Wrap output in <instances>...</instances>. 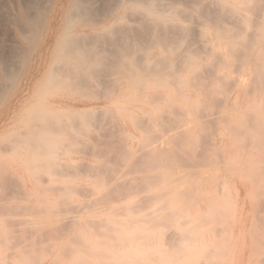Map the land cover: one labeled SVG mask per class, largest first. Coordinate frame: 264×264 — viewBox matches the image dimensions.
Instances as JSON below:
<instances>
[{
  "label": "bare ground",
  "instance_id": "obj_1",
  "mask_svg": "<svg viewBox=\"0 0 264 264\" xmlns=\"http://www.w3.org/2000/svg\"><path fill=\"white\" fill-rule=\"evenodd\" d=\"M7 1L8 0H6V2L3 1V3L0 1V27L5 26L11 30L12 35L10 36H12L11 37L12 41L11 42L9 41L10 44L3 49L4 51L0 50V127L1 126L7 127V125H9L10 122L14 121V119H17L16 122L18 125L15 126L14 123L13 124L14 127L13 129L11 128L12 130L10 134L7 133L6 135L7 137L2 139V141L0 142V180H3L5 178L3 177L2 179V176L5 174L4 171H7L6 167L3 168L5 164V160L7 161V159H10L12 162L13 161L19 162L23 166V168L27 172H29V176L32 175L33 178L39 183L43 182L48 184L47 188H45L46 187L45 186L44 188L35 189L37 190V194L40 195L52 194L54 196H57L55 201L59 200L58 203L60 204L61 208L62 207L66 208L65 211L68 209V211H66L68 212V215H71L69 213L72 210L74 212H78L74 209L78 208V210L80 211L79 209L80 207L84 208L83 207L84 204L82 206V202L84 200H82L83 196H81L83 187H80L78 193V191L75 192V190H77L76 187L74 189V186L73 187L69 186L65 182L69 177L75 178L76 175L77 174L79 175L80 172L79 167H77L76 161L72 158L73 157L72 155L77 154L78 151L74 147L75 144L76 145L79 144L76 134L80 132L85 133L82 128V123H84V125L87 124L88 126L89 125H92V127L94 126L96 130L101 131L99 132L101 134L99 137L95 136L94 138L92 137V135L91 136L89 135L90 133L87 134V136L86 134H84V137L90 136L89 138L90 140H93V144L91 143L92 145L89 146L90 144L86 143L87 146L86 145L83 146L85 148L87 147L88 150L92 151L93 158H95L98 165L86 166L83 164L84 165L83 168L81 167L80 169H82V171L84 170L85 172L83 171L81 173H83L84 175L86 173L87 176L94 178L97 185L102 184L104 179L107 180L109 184L107 183L104 186L106 187V185L107 186L110 184L112 185L110 186L114 188L113 190L111 189L112 195L116 196V197L113 196L114 197L113 198L110 193L113 199L121 198V197H117V195H119V193L121 194V192L122 194L126 195V197L128 196L129 198H134L135 196H137L138 200H140L138 196L144 194V197L142 198L141 201V203L143 204L139 205L137 203V205H139L140 207L134 206L136 204V201L135 203L133 202L134 208H132V206H129L128 208L127 206L128 204H124L123 202V204L126 206L122 208L125 209L126 207L128 209L127 212L128 214H124L123 218L119 217L121 216L119 212L120 211L119 209H121V207L116 203L118 202V200H116V202L115 200H113L114 202L110 200L105 202V204L107 205L105 206L102 205L104 208L105 207L106 208L105 210L102 209V211L99 212L102 213L108 212L106 215L104 214L107 218L105 221L107 224L113 227L112 231H114V233L116 234V235L115 234L112 235L114 236V238L109 237L111 238L110 240L111 242L107 241L108 239L103 241L101 232H103L105 229L103 231L101 230L99 235L102 240L98 241V245L96 246V249H91L90 245L92 244H90V242L88 243L89 248H88V244L87 247L84 246L85 243L82 244L83 240L79 239V236L81 238L80 235L81 232H80L79 234H76L79 235L77 237H73L71 235H70V237H72L71 239L68 237L71 241L70 243L68 241L69 246L67 245L66 247L61 248V255L62 254L65 255V257H67L66 255H68L67 258H69L70 255H73L75 253L76 246L83 245L84 250L82 249L83 247H80V250L84 251V254L86 255L91 254L94 255L95 258L101 257L102 259H104L103 257L105 258L110 257L105 255L106 254L105 250L106 248H109L110 245H114V247L117 245H122L123 241H124L123 244H125L126 243L125 241L127 239L128 242L130 243L133 240L134 242L136 241L137 244H139L138 246L143 244L144 239L145 242L147 243V238L149 237V233L151 232L150 228L153 227L152 226L153 219L154 222H156L155 220L157 217L155 215L159 211H161V208L160 209L158 208L157 210L158 207L157 203L159 201L163 199V203H164V198H166V196L168 197L171 196L176 198L175 199L176 201L185 202L186 200H189L195 195L194 194L195 191L197 192L196 189L197 187L195 185L194 178H198V180L200 179L201 183H207V182L212 183L214 181L212 180V178L207 177V175L205 177H202L204 176L203 174H206L207 172L201 171V173H199L200 172L199 170L205 164V162L214 164L213 162L215 161V156L212 157L209 153L211 149L214 150L218 149L217 148L218 145L217 144L216 146L214 145L216 142L215 143L211 142V139L214 137L215 133L216 136L219 137H225V136L227 137V136H234L240 134V136L245 137L244 138L245 140L246 138L249 139V137H247L248 133L244 134L246 136L243 135V133L245 132H250L251 134L258 133L259 135L261 134V136L262 135L264 136L263 134L264 133V0H10L11 3H9V1L7 3ZM21 73L23 74V76L19 84L20 88L18 86L19 89L17 90L15 88V85L17 80L20 78V77L18 78V76ZM41 75H42L41 79L36 82L37 84L36 95H34V98L36 97L37 100L34 104L31 103L32 102L31 99L33 98V96L28 97L27 100L25 99L26 98L25 96L26 94H28L27 93L29 90L28 86H30L31 83L36 78L38 77L40 78ZM188 88L190 89L193 88V90L195 91L194 96H191V94L190 95L185 94L184 90ZM56 89H62L63 91L62 95L64 96L62 100L55 102L57 103V106H54L55 104L52 105L46 102L47 101L46 96L50 95ZM126 91L132 92L135 95L137 93L142 94L141 96L138 97L137 101L141 102L143 105H145V107H148V109H151L148 111L144 108H141L140 110L144 113V116H137L135 113L133 114L128 110L135 117L133 121L136 129L139 130V132L138 131L137 132L141 133L140 135H142V137L141 136L140 137L143 139L139 138V140L141 139V141L142 140L146 141V143H141L139 146L137 145L139 149L141 148L140 149L141 152L139 150L137 152L135 151L137 154H139L138 152H140L139 155L135 154L134 151H131L129 149L131 147L130 144H128L129 139H126L127 143H122L121 141H119V139L122 140V138L117 139L119 135L120 136L123 135L122 131L119 130L121 134L119 132V135L115 136L116 133L112 134L111 131L113 130L111 129L110 131L109 127L104 125L105 121L108 120L109 123L107 122L108 124L106 123V125L109 126L116 125L118 122V120L114 116H112L113 110L107 107L108 102L106 101L112 99L111 101L113 103L116 102V104L121 105V103L116 100L119 97H122ZM98 92L99 93L101 92V95L99 94L100 96H98ZM71 96L77 98H87V99L90 98L92 100L103 101L105 106L100 111V113L98 109H96L99 113L97 115L102 114L101 117H103V114H105L106 116L108 115V117L111 115L112 118L109 117L108 120L104 121V124L103 122L100 123L99 121L102 120H99L100 118H98V116L96 117L95 115L97 111H95L93 107L88 108V103L80 100L79 103L70 104L69 102L65 101L66 99L72 100ZM238 99H242V101L248 107L242 110L236 108V110H234L233 112L231 110V108L233 109V107H230V105L235 103V101H237ZM178 101H181V103L179 102L181 108L179 107L177 108L175 106V104ZM202 101L208 102L209 107L212 106L213 108H216V110L215 109L213 110L212 107H211L212 110L211 108L209 109L206 103L204 104L205 106L201 105L204 106L205 108L201 107L202 110L200 111L199 108H197L198 107L197 105H199V103ZM24 102L26 104L28 103V105L29 104L32 105V107H30L26 112L24 111L25 114L22 113L23 111L18 110V107H20ZM22 107L24 106L22 105ZM155 107H159L160 109V111L158 112L159 114H156L157 111L155 110H154L155 112L152 111V109ZM23 109L24 108H22V110ZM212 111H215V113H213ZM261 115H263L262 116L263 118L259 120ZM94 116L98 118L97 119L98 121L96 120L97 122H99L98 125L95 124L97 122H94L95 121ZM194 116H196L195 121L197 122L198 126L200 125L202 131V135L199 134L200 138L201 136L203 137L202 144L199 145L200 147L194 143V140L192 141L194 135L191 129L193 127L191 128L190 126H188L189 128H187L185 125L186 124L185 121H187L188 123L189 120H190V124L192 122L194 123V121H192V119L195 118ZM188 117H192V119L189 118L187 120L186 118ZM237 118L238 120H236ZM8 119L10 120V122L7 124ZM183 119L186 120L183 121ZM232 121H234L235 123L231 124ZM182 124L183 126L185 125V128L181 126ZM155 128H158L159 131L164 130L161 132V135L163 132H167L165 133L166 135L158 136L160 134L159 132L158 134H156V131H158V129L155 130ZM260 137L258 136L257 139L254 138L255 140L250 139L249 140L251 141L249 142L250 144L246 142L248 145L247 144L245 145H247V147L252 146V147H257L259 149L263 148L264 140H260L261 139ZM115 139H117L120 143L118 144V141L115 142L116 141ZM234 140L236 139L234 138ZM123 141L125 142V139ZM82 143L85 144V142ZM197 143L200 142L198 141ZM232 146H236V145H232ZM84 147L83 149L86 150ZM89 147L91 148L89 149ZM82 150L79 151L82 152ZM24 153L26 156L23 155ZM216 153H218V151ZM135 155H137V157H135ZM234 159L233 161H235ZM236 159H237L235 161L236 164L234 165L236 167H233L231 164H229L230 161H228L227 159L226 160L225 158L223 159V162H221V164L224 163L222 165L226 166V167H222L224 168L223 171L225 174L231 171H241L245 175L248 181L254 179L253 181L256 182L257 178H259L262 180L263 183L264 163L263 164L260 163V161H262L261 158L256 159L254 158V156H249L248 154L247 156L245 155L244 157H241L239 159L237 156ZM233 161L231 160V163ZM167 162L170 164L171 168L170 167L166 168L169 166ZM111 163L112 165L114 163L115 166L114 165L111 166ZM116 163L124 164V166H117ZM201 164L203 165L201 166ZM259 164H262V166L261 165L259 166ZM181 166L182 168L183 166L185 167L189 166L188 169L183 168L185 170L187 169L188 172L194 171L191 172L192 175H189V178L193 177V179L191 178L187 179L186 177L187 175L185 174L186 172H184L185 170H183ZM190 166L192 167L194 166V168L192 167L190 168ZM204 168H206V166H204ZM42 173L48 174L50 178L48 180L45 178L42 180L43 178V175L41 178ZM74 173H76L75 176ZM130 173L136 175L135 176L132 175L134 178L126 180V176ZM6 175H9V173ZM196 175H198V177H194ZM54 177H59L61 182L59 183L57 181H54L53 180ZM243 179L244 178H242V180ZM1 182L2 184H4L6 181L5 182L0 181V185ZM212 184H213L212 192L199 193L200 192L199 191L197 192V194L205 195L207 197L210 196L214 200H217L220 197H225L228 195L230 196L231 190L228 188V181L225 182L224 180L221 181L216 178V180ZM4 185L1 187H4ZM16 185L18 184L15 183V186ZM18 186L20 187L21 184L19 183ZM18 186L16 188L17 191L19 189ZM160 186L161 189L167 187L168 190L166 189L167 190V191L165 190L166 192L159 190L158 188ZM9 187L10 186H8V188ZM21 188L22 187H20V189ZM85 189H86L85 191H87V188ZM108 189L110 188L108 187ZM11 191L12 190H10V193H12ZM13 191L15 192V189ZM85 191H83V193H85ZM101 191H104V188L101 189ZM258 191L259 193L252 194L254 196L253 197L250 196L249 198L251 199L254 198L255 200L253 199V202L255 201L257 204L258 203L260 204V202L256 201L257 199L256 197L258 195L260 196V191L262 192V189L260 190L258 189ZM19 192L21 191L19 190ZM23 192L24 190L21 193ZM74 193L75 195L76 194L80 195L79 198L80 201L79 200L78 201L79 203H81L80 204L81 206L77 203L79 207H77L76 205L75 207L77 208L72 209L71 207H74L73 205L75 204L71 205L72 203L71 200H70L71 203L67 201L65 202L64 200L66 199H64V197L66 196L69 197L70 194H74ZM101 193L105 195V197L109 196L106 195L107 194L106 192H105L106 194H104V192ZM25 194H23L24 197ZM37 196L35 195V197ZM84 196L87 197L86 193ZM85 197L83 198L86 200L91 198L89 197L87 199ZM105 197L102 198L105 199ZM124 197L122 196L121 200ZM41 198H40L41 200L40 202L42 205L39 204L40 202L37 200L38 206L36 207L40 209L39 208L40 205L41 208L42 206L50 208L49 203ZM7 199H8L7 203L12 202L9 201L10 200L9 198ZM86 200L84 201L85 203H87ZM92 200L90 201L91 204H92ZM107 200H109V197ZM121 200H119V202ZM31 201L32 200L29 199V202ZM176 201L175 204L178 203V202L176 203ZM32 202L35 203L34 201ZM129 202H131V199L129 200ZM129 202L127 201L126 203ZM33 203H31V208ZM99 203L100 201H97L94 204L99 205ZM103 203L101 202V204ZM178 204L176 206H179ZM2 205L3 206H0V211L7 212L9 211L10 208H12V206L9 204L8 205L2 204ZM164 205H166V203H164ZM22 206H24V204ZM24 207L21 208L24 209ZM87 207L89 210H91L90 208H93L92 206L91 207L87 206ZM174 207L175 205L173 206V208ZM15 208H19L20 210L19 206L17 207L15 206ZM57 208H58V204H57ZM70 208L71 211L69 212ZM82 208L80 212L84 211ZM99 208L97 206L96 209ZM116 208L117 209L119 208L118 211H116V214H118L117 212H119V215L117 216L114 213ZM213 208L215 209L214 211H216L217 208L220 209L218 205H213ZM88 209L86 208L85 211L89 212ZM219 209L218 211L221 212ZM52 210H49L52 212L50 213L52 214L51 218H55L53 215H55L56 213L54 214L53 212L59 210H55V208H54L55 211ZM60 210L63 211L62 209ZM164 210H166L165 207ZM40 211L39 214H43L42 212L40 213ZM61 211L57 213H60V215L61 213L64 214V211L63 212ZM218 211L217 213L221 214ZM74 212H72V214H74ZM17 213L19 214V212ZM24 213L26 214V212ZM85 213H82V215L84 216L85 214L86 217L81 216L84 219L87 218V216L88 217L91 216L88 215L89 213L87 212ZM96 213L94 214L93 212L92 214L96 215ZM9 214L10 212H8V215ZM27 215L28 213L26 214V216ZM64 215L67 216V213ZM64 215H61V217L63 216L65 218ZM26 216L24 215L23 217ZM50 216L48 217L46 215V217L45 216L44 217L48 219L50 218ZM73 216L75 218L77 217L76 215ZM214 216L216 218L217 215ZM7 217H5V219L4 218L2 219L6 221L8 219ZM70 217L72 218V215ZM92 217L94 216L92 215L91 218ZM162 217L165 218L166 217L165 214ZM94 218L96 219V221H98L97 217ZM167 218H165L164 220H166ZM59 219L61 218L59 217ZM76 219L78 220V218ZM77 220L75 221V223L79 222V220L78 222ZM33 221L34 220H32V223ZM53 221L55 222L56 220L53 219ZM61 221L59 222V224L61 223ZM71 221L73 222V224L71 223L70 224L72 226L75 225L73 220H69V222ZM91 221L88 220V222L91 223L90 225L92 226L93 220ZM103 221L104 220L102 219V223H104ZM186 221L188 220H185V222ZM67 222H65V224ZM88 222L85 224L82 222L81 223L90 228ZM185 222L183 221L182 224H184ZM15 223L13 222V224ZM35 223L37 224V222H34V224L32 225L35 226ZM45 223L46 222L43 223L44 226ZM78 224H80V222ZM259 224H261L262 226L261 231L263 232L262 234L264 235V224L263 225L262 223ZM52 225H54L53 222ZM84 225H82L81 227H83ZM94 225L92 227H95ZM98 225H96V227ZM105 225L106 224H104V226ZM159 225L162 226L161 223ZM26 226L27 225L21 227L25 229ZM41 226L43 225H40L39 227ZM44 226L41 228L42 229L44 228V230H46V227ZM125 226H129L132 231L131 230L127 231L125 229ZM13 227L15 226L13 225ZM53 227L54 226H52L51 228L53 229ZM68 227L71 226H69L68 224ZM96 227L94 228L95 230ZM26 228H29V226ZM32 229H34V227ZM56 229H58V227ZM67 229L69 228L66 227L65 229L67 231L66 235L69 232ZM84 229H86L85 231L88 230L86 227ZM59 230L62 233H64L63 232L64 227L62 229L63 231L60 228ZM69 230L71 231V228ZM74 230H72V232ZM95 230L93 233L91 232V234L96 233ZM19 231L21 232L23 231V229ZM47 231H48V227H47ZM52 231L53 230L50 229V232ZM148 231L150 232L148 233ZM42 232L43 230L39 231V233ZM45 232L43 233L45 234ZM156 232L159 233L161 231L158 230ZM53 233L54 231L52 232V235ZM106 234L110 236V234L112 233L109 234L107 230ZM152 234L153 233H150L151 236ZM37 235L35 236L37 237ZM62 235L59 236V238L62 237ZM97 235L98 234H96V236ZM175 236L177 237V235H174L173 237L174 241H178L175 240L176 238ZM56 237L57 236H54L55 240H59V238L57 237L58 238L57 239ZM11 238L13 239V237ZM39 238L36 239H38L39 241L43 240V239L40 240ZM49 239L47 238L48 242ZM45 240L46 239H44L43 241ZM171 241L172 240H170L169 242L171 243ZM48 242L43 244L46 246ZM95 242L97 241L94 240V243ZM260 242H263V240L259 239V240H255L254 242L255 247L253 246V248L254 250H256L254 252H256L257 259L254 263L251 264H264V243H262V246H260ZM29 243L33 244L32 241ZM52 243L53 242H51V244ZM157 243L156 246L158 245ZM174 243L176 242H173V244ZM12 244L14 245V243ZM11 245H7V246H11ZM26 245L27 243H25V246ZM147 246L149 247V245ZM36 247H38L37 249H39L40 246L37 245ZM44 248L45 247H43V250ZM127 248L125 251H127ZM186 249H190V248L187 247ZM210 249L213 248L210 247ZM29 250L30 249H28L27 251L29 252ZM128 250L129 253L133 252L130 251V248H128ZM176 250L177 252H179L178 249ZM216 250L217 249L215 248V251ZM125 251L124 253L121 254L127 256L126 255L127 252ZM154 251L153 253L155 255L156 251L155 252ZM140 252H138L139 255ZM171 252L172 253L170 257L172 256V258L175 255H178L175 254L177 253L176 251L171 250ZM48 253L50 254L49 251ZM134 253L135 251L133 252L132 256L135 257ZM189 253L190 256L191 251ZM203 253L204 252L202 251V255ZM25 254H29V253L24 252V255ZM31 254L29 255H31L32 258L34 253L31 252ZM81 254L82 253H80V255ZM146 254L149 257V259L148 260L146 259V261H149L150 257L152 259L153 255H151V253L149 254L148 252ZM9 255L11 256L12 254ZM9 255L7 254V257ZM80 255L79 258L76 259L78 261L76 264L91 263L90 261L92 260V258H90L91 260L90 259L87 260V258H84L85 255L82 254L84 257ZM116 255H118V253ZM124 255H121L123 256L121 260L124 259L123 262L121 261L122 264L124 263V261L130 262V260H128L130 256L129 258H125ZM193 255L196 256V254ZM156 256L157 254L155 255V257ZM23 257L20 258L19 256L18 260L20 259L22 262ZM118 257H120V254L118 255ZM157 257L155 258V260L158 259ZM199 258H201V255ZM33 259L36 260L38 258L33 257ZM116 260L117 259L115 258V261ZM119 260L120 258L118 259V261ZM54 262L55 263L53 264H56L57 261H55L54 259ZM94 262L96 261L94 260ZM98 262L99 261H97V263ZM208 262L209 264L213 263V262L211 263L210 261ZM32 263L34 264L33 261Z\"/></svg>",
  "mask_w": 264,
  "mask_h": 264
},
{
  "label": "rangeland",
  "instance_id": "obj_2",
  "mask_svg": "<svg viewBox=\"0 0 264 264\" xmlns=\"http://www.w3.org/2000/svg\"><path fill=\"white\" fill-rule=\"evenodd\" d=\"M2 3H3V1L4 2H6V0H0ZM9 1V3H11L10 2V0H8ZM8 1H7V3H8ZM3 27V28H2ZM6 28V29H5ZM3 29V30H2ZM10 32V33H9ZM10 35H12V32H11V30L8 28V27H5V26H1L0 27V50L1 51H4L3 49L6 47V46H8L9 44H10V42L12 41V36H10ZM10 41V42H9ZM7 43V44H6ZM2 48V49H1ZM23 73V72H22ZM20 74L19 76H18V80H17V82H16V85H15V88L18 90L19 88H20V86H19V84H20V81L22 80V76H23V74ZM41 77H42V75L40 76V78L38 77V78H36L32 83H31V85L30 86H28L29 87V90H28V94H26V100L28 99V97H31V96H33V100L31 99V103H34L35 104V102H36V97L34 98V95H36V86H37V84H36V82L37 81H39L40 79H41ZM34 83H35V85H34ZM18 86H19V88H18ZM35 87V88H34ZM32 88V89H31ZM61 90V91H60ZM33 91V92H32ZM190 91V92H189ZM29 92H31V93H29ZM184 92H185V94L186 95H190L191 94V96H194L195 94V91L193 90V88H188V89H185L184 90ZM32 94V95H31ZM63 94V91H62V89H56L55 91H53L50 95H48V96H46V102H48V103H50V104H52V105H54V106H57V103H55V102H58L59 100H62V98H63V96L64 95H62ZM101 95V92L99 93L98 92V96H100ZM132 94H133V96H132ZM193 94V95H192ZM28 95V96H27ZM62 95V96H61ZM128 95V96H127ZM138 95V96H137ZM142 94H140V93H137L136 95L134 94V93H132V92H129V91H126L125 93H124V95L122 96V97H119L116 101H118V102H120L121 103V105L120 104H116V102H112L111 100H108V101H106V102H108V105H107V107L108 108H110L111 110H113V114H112V116H114L117 120H118V122H117V124L116 125H111V126H109V125H106V123L109 121L108 119H109V117H111L112 118V116L110 115L109 117H108V115L106 116L105 114H103V117H101L102 116V114L101 115H97V114H99L100 113V111L103 109V107L105 106L104 105V102L103 101H100V100H92V99H90V98H77V97H72V100L71 99H66L65 101H67V102H69L70 104H75V103H79L80 102V100H82V101H84V102H86V103H88V108H91V107H93V109L95 110V111H97L96 109H98V111H99V113H98V111L96 112V117L98 116V118H100L99 120H102V121H99L100 123H102L103 122V124H104V121L105 120H108V121H105V126H107V127H109V129H110V131H111V129L113 130V131H111L112 132V134H114V133H116L115 134V136H118L119 135V132L120 131H122L123 132V135H119L118 137H117V139L118 138H122V140L121 139H119V141H121L122 143H127V141H126V139H129L128 140V144H130V150L131 151H140V149H139V147H137V145L139 146L141 143H146V141H144V140H142L141 141V139H143V138H141L142 137V135H140L141 133H138L139 132V130H137L136 129V127H135V125H134V121H133V119H135V117H134V113L137 115V116H144V113L140 110L141 108H144V109H146V110H151V109H148V107H145V105H143L141 102H139V101H137V99H138V97L139 96H141ZM132 98V99H131ZM131 99V100H130ZM56 100V101H55ZM135 100H136V102H135ZM240 100V101H239ZM53 101V102H52ZM239 101V102H238ZM45 102V101H44ZM94 102V103H93ZM130 102V103H129ZM135 102V103H134ZM179 102L181 103V101H178L176 104H175V106L178 108H181V105L179 104ZM237 102V103H236ZM102 103H103V106H102ZM207 103V105H208V108L210 109L211 107H209V104H208V102H206V101H202V102H200L199 103V105H197L198 107L197 108H199V110L201 111L202 110V108L201 107H204L205 105L204 104H206ZM101 104V105H100ZM22 105L24 106V107H22ZM20 107H18V110L19 111H23L22 113L23 114H25V112L30 108V107H32V105L31 104H29L28 105V103L26 104L25 102L22 104ZM28 105V106H27ZM90 105V106H89ZM100 105V106H99ZM130 105H132V106H130ZM136 105V106H135ZM201 105H204V106H201ZM206 105V106H207ZM232 105V106H231ZM230 105V107H233V109L231 108V110L234 112V110H236V108L237 109H240V110H242V109H244V108H247L248 106L242 101V99H238L237 101H235V103H233V104H231ZM237 105V106H236ZM26 106V107H25ZM113 106V107H112ZM140 106V107H139ZM234 106H236V107H234ZM112 107V108H111ZM130 107V108H129ZM136 109H135V108ZM215 107V106H214ZM239 107V108H238ZM22 108H24L23 110H22ZM134 108V109H133ZM205 108V107H204ZM203 108V109H204ZM213 108V107H212ZM212 108H211V110H212ZM100 109V110H99ZM134 111H133V110ZM139 109V110H138ZM216 110V108H213V110ZM130 112H132V113H130ZM132 110V111H131ZM157 111L156 112V114H159L158 112L160 111V109H159V107H155V108H153L152 109V111ZM25 111V112H24ZM154 111V112H155ZM213 113H215V111H212ZM19 113V112H18ZM102 113V112H101ZM130 113V114H129ZM142 114V115H141ZM106 117H108V118H106ZM131 115H133V116H131ZM263 115H261L260 116V119L259 120H261L263 117H262ZM95 116H94V122H97L98 120V118H96ZM193 117V116H192ZM192 117H188V118H186L187 120L190 118V119H192ZM195 118H193L192 119V121H194V123L192 122L191 124H190V120H189V122L187 123V121H185L186 119H183V121H185V125H186V127L187 128H189L188 126H190L191 128V131L193 132V139H192V141L194 140V143L195 144H197L198 146L199 145H201L202 144V141H203V137L201 136V138L199 137L200 135L199 134H201L202 135V131H201V127H200V125L198 126V124H197V122L195 121L196 120V116H194ZM102 118V119H101ZM106 118V119H105ZM16 120L17 119H14V121H12V122H10V120L8 119L7 120V124L10 122V124L9 125H7V127L5 126V127H0L1 128V133H0V142L2 141V139H4L5 137H7L6 135H7V133L8 134H10V132H11V130L13 129V124L15 123V126L16 125H18L17 124V122H16ZM97 120V121H96ZM236 120H238V118L236 119ZM235 121V120H234ZM234 121H232L231 122V124H233V123H235ZM99 122H97V123H95L96 125H98L99 124ZM109 123V122H108ZM107 123V124H108ZM112 124V123H111ZM194 124V125H193ZM230 124V125H231ZM86 125L87 124H85L84 125V123H82V128H83V130H84V132L85 133H77L76 135H77V138H78V143L79 144H75V149H77L78 151H77V154H74V155H72L73 157V159L76 161V163H77V167H79V170H80V172H79V170H78V172H79V175L77 176L76 175V177L74 178H71V177H69L68 179H67V181L65 182L66 184H68L69 186H74V189H75V187L77 188V190H75V192L76 191H78V193H79V190H80V187H83L82 189H83V191H85L86 189L85 188H87V191H85V193H86V195H87V197H85L84 195H85V193H83V191H82V194H81V196H83V197H85V198H89V197H91V198H89L88 200H86V199H84L83 197H82V200H86V202L87 203H85L84 201L82 202V206H83V204H84V208H82V207H80L79 209H80V211H81V208L84 210V211H82V212H80L79 210H78V208L77 207H79V205L81 204V203H79V201H80V195L79 194H76L75 195V193L74 194H70L69 195V197H71V198H69V197H64V199H66V200H64L65 202L67 201V202H70L71 203V201H72V203H71V205H73V204H75V205H73L74 207H71L72 209H74V208H77V209H74V210H76V211H78V212H74L73 210L71 211V208L69 209V214H71L72 215V218L70 217L71 215H68V212H66V211H68V209L65 211V207H62L61 208V206H60V204L58 203V201H55L56 200V198H57V196H54V195H52V194H48V195H40V194H37V190H35V189H38V188H44L45 186V188H47L48 187V184L47 183H43V182H41V183H39V182H37L34 178H33V176L32 175H30L29 176V172H27L24 168H23V166L19 163V162H15V161H11L10 159H7V161L5 160V164H4V166H3V168H5L6 167V169H7V171H4V175L2 176V179H3V177H5L3 180H0V181H6L4 184H2V182H1V185H0V191H2V192H0L1 194V196H0V206H3L2 204H4V205H11L12 206V208H10L9 209V211H0V237H1V240H2V242H1V240H0V256H1V258H0V264L2 263V264H4V263H6V264H9V263H12V264H33L32 263V261L34 262V264L35 263H37V264H53V263H55L54 262V259H55V261H57L56 262V264L58 263V264H69V261H70V264H76L78 261L76 260V259H78L79 258V255H80V253H82L83 255H85V257L81 254L80 256H83L84 258H87V260H89L90 258H92V260L90 261L91 263L90 264H93V262H94V260L96 261V262H94V264H96L97 263V261H99L98 263H100V261H101V263L102 264H105L106 262V264H122V262H123V260H121V258L123 257V256H121V255H124V254H121V253H124V251L126 250V248L128 247V248H130V251H135V253H134V255H135V257L134 256H132L133 255V252H128L129 250H128V248H127V251H125V252H127V256H125V258H129V256H130V258L128 259V260H130V262H128V261H124V263L123 264H150L151 263V261H152V263L151 264H186L187 262V264H209V262L208 261H210L211 263L213 262L214 264H219V263H221V264H251V263H254L255 261H256V259H257V256H256V252H254V251H256V250H254V248H253V246H254V242H255V240H263V242H260V246H262V243H264V235L262 234L263 232L261 231V228H262V226H261V224H259V223H262V225L264 224V199H263V196H264V180H263V183H262V180L261 179H259V178H257V180H256V182H254L253 180H251V181H253V182H251L250 180L248 181L247 179H246V177H245V175L241 172V171H231V172H229V173H227V174H225L224 173V168H222V167H226V166H223L222 164H224V163H222L221 164V162H223V159L225 158V160L227 159L228 161H230V163L229 164H231L233 167H236V166H234L236 163H235V161L237 160L236 159V157L238 156V159L239 158H241V157H244L245 155L247 156L248 154H249V156H254V158H256V159H260L261 158V160L263 161L264 160V147L263 148H261V149H259V148H257V147H250V146H248L247 147V143H249V142H251V141H249L250 139L251 140H255V139H257L258 138V136L260 137L261 136V134L259 135L258 133V136H257V134H251L250 132H245V133H243V135L244 134H247V137H249V139L248 138H246V140L244 139L245 137H243V136H240V134L239 135H234V136H225V137H219V136H216V133L214 134V137L211 139V142L212 143H215L214 145L216 146V144L218 145V149H211L210 150V155L213 157V156H215V161H216V164H215V161L213 162L214 164H212V163H209V162H205V164L203 165V164H201V169H200V167H199V173H201V171L203 172V171H206L207 173L206 174H203L204 176H202V177H205L206 175H207V177H210V178H212V180H216V178L218 179V180H221V181H225V182H227L228 181V188L231 190V194H230V196L228 195V196H225V197H220V198H218L217 200H214L212 197H210V196H205V195H199V194H197V192H199V193H207V192H212L213 190V184L212 183H214V181L212 182V183H209V182H207V183H201L200 182V179L198 180V178H194V180H195V185H196V189H197V192L195 191V197L193 196L192 198H190L189 200H186L185 202H179V201H176L175 199L176 198H174V197H171V196H166V198H164V203H166V205H164V203H163V199L161 200V201H159V202H161V203H157L158 205V207H157V210H158V208L160 209L161 208V211L163 212H161V211H159L155 216L157 217L156 218V222H154V219H153V227L152 228H150V231H148V233L150 232V233H153L152 234V236L150 235V233H149V237L147 238V243L145 242V239H144V242L146 243H144L143 242V244L142 245H140V246H138L139 244H137V242L135 241L134 242V240L132 241L133 242V244H132V242L130 243V242H128V239L125 241L126 243L125 244H123L124 243V241L122 242V245H117V246H115L114 247V245H110V247L109 248H106V256H110V257H103L104 259H102L101 257H96L95 258V256L94 255H89V254H84V251H82V250H80V247H83V245H81V246H76L75 247V249H76V251H75V253L73 254V255H70V257L69 258H67L68 257V255H66L67 257H65V255H61V248L62 247H66L67 245L69 246V244H68V241H69V243H70V239L72 238V237H70V235L71 236H73V237H77V236H79V235H76V234H79L80 232V235H81V238H80V236H79V239L81 240H83V243L82 244H84V246H86L87 247V244L90 242V244H92V245H90L91 247V249H96V246L98 245V241H100V240H102L101 239V237H100V232H101V230L103 231L104 229V231L103 232H101V236H102V238H103V241L104 240H107V241H110L111 240V238H114V236H112L113 234H115L114 233V231H112L113 230V227L112 226H110L109 224H107L106 223V214L108 213V212H99V211H102V209L103 210H105V208L103 207V206H105V205H107V204H105V202H107V201H110V200H115V202H116V200H118V202H116L120 207H121V209H119L120 211V215L121 216H119L120 218L122 217H124V214H128L127 212H128V209L125 207V209H123L122 207H124V206H126V205H124V204H128L127 206H128V208H129V206H132V208H134L133 207V202L135 203V201H136V204L134 205V206H138V207H140L139 205H142L143 203H141V201H142V198L144 197V194H142V195H140V194H138V195H140V196H138L139 198H140V200H138V198H137V196H135L134 198H129L128 196L126 197V195H124V194H122V192H121V194L119 193V195H117V197H121L122 198V196L124 197L122 200H121V198H115V199H113L114 197H116V196H114V195H112V191H111V189L113 190L114 188H112V187H110V186H112L111 184L110 185H106V187L104 186L105 184H109V182H107V180H103V182H102V184H100V185H97L96 184V182H95V180H94V178H92V177H89V176H87L86 175V173H85V175L83 174V173H81V172H83L82 171V169H80L81 167L83 168V166L84 165H86V166H96V165H98L97 164V162H96V160H95V158H93V155H92V151H90V150H88V148L86 147H84L85 145L87 146V144L86 143H88V144H90L89 146H91L92 144H93V140H90V136L92 135V137L94 138L95 136H97V137H99L100 136V134L101 133H99V132H101V131H98V130H96V128L94 127H92V125H87V127H86ZM185 125L183 126V124L181 125V126H183L184 128H185ZM121 126V127H120ZM195 126V127H194ZM198 127V128H197ZM3 128H4V130H3ZM12 128V129H11ZM117 128V129H116ZM122 128V129H121ZM158 128H155V130H157ZM2 130H3V133H2ZM120 130V131H119ZM138 131V132H137ZM162 131H164V130H161V131H159V129H158V131H156V134H158V132H159V134L160 135H158V136H164V135H166L165 133H167V132H163L162 133V135H161V132ZM263 132V131H262ZM261 132V133H262ZM90 133V134H89ZM103 133V132H102ZM2 134V135H1ZM83 134V135H82ZM84 134H86V136H87V134H89L90 136H88V137H84ZM120 134H121V132H120ZM218 134H221V133H218ZM264 134V133H263ZM129 135V136H128ZM255 135V136H254ZM128 136V137H127ZM138 136V137H137ZM141 136V137H140ZM216 136V137H215ZM244 136H246V135H244ZM212 137V136H211ZM241 137H243V138H241ZM89 138V139H88ZM139 138H141L140 140H139ZM195 138V139H194ZM199 140H198V139ZM214 138H216V139H214ZM221 138V139H220ZM229 138V139H228ZM234 138L236 139V140H234ZM255 138V139H254ZM261 139L260 140H264V136L262 135L261 137H260ZM117 139H115L116 141L115 142H117L118 140ZM125 139V142L123 141ZM197 139V140H196ZM219 139V140H218ZM242 139V140H241ZM245 141H244V140ZM80 140V141H79ZM83 140V141H82ZM138 140V141H137ZM223 140V141H222ZM227 140V141H226ZM232 140V141H231ZM234 140V141H233ZM248 140V141H247ZM85 142V144H83L82 142ZM118 141V144L120 143ZM140 141V142H139ZM200 142V143H197V142ZM242 141V142H241ZM227 142V143H226ZM229 142V143H228ZM247 142V143H246ZM92 143V144H91ZM225 143V144H224ZM223 144H224V146H223ZM245 144H247V145H245ZM250 144V143H249ZM84 145V146H83ZM125 145V144H124ZM132 145H133V147H132ZM222 145V146H221ZM230 145V146H229ZM232 145H236V146H232ZM81 146H83L86 150H84L83 149V147H81ZM221 146V147H220ZM200 147V146H199ZM80 148V149H79ZM91 147H89V149H90ZM237 148V149H236ZM241 148V149H240ZM246 148V149H245ZM253 148V149H252ZM83 149V150H82ZM135 149H137V150H135ZM197 149H198V147H197ZM201 149V148H200ZM227 149V150H226ZM79 150H82V152L83 151H85V152H81V151H79ZM214 150V151H213ZM242 150V151H241ZM65 151V150H64ZM198 151H199V149H198ZM218 151V153H216ZM222 153H221V152ZM225 151H226V153H227V155H226V153H225ZM242 153H241V152ZM80 152V153H79ZM135 152V154H137ZM141 152V151H140ZM140 152H138L139 154H140ZM235 152H237V153H235ZM241 154H243V155H241ZM82 153V154H81ZM213 153V154H212ZM239 153V154H238ZM256 153V154H255ZM139 154H137V155H139ZM221 154V155H220ZM24 156H26L25 155V153L23 154ZM137 155H135V157H137ZM217 155V156H216ZM223 155H225V156H223ZM236 155V156H235ZM241 155V156H240ZM219 156H222V157H219ZM235 158H233V157ZM22 157V156H21ZM232 157V158H231ZM23 158V157H22ZM217 158V159H216ZM229 158V159H228ZM221 159H222V161H221ZM233 159L235 160V161H233ZM231 160L233 161L232 163H231ZM10 161V162H9ZM262 161H260V163H264V161L262 162ZM75 163V164H76ZM168 163V162H167ZM166 163V164H167ZM82 166H81V165ZM84 164V165H83ZM89 164V165H88ZM210 164H212V165H210ZM262 164H259V166L261 165L262 166ZM113 165H114V163H113ZM112 165V163H111V166H113ZM116 165L117 166H124V164H118V163H116ZM169 165V166H168ZM168 167H166V168H171V166H170V164L168 163ZM76 166V165H75ZM115 166V165H114ZM204 166H206V168H204ZM21 167V168H20ZM188 167L189 166H187V167H185V166H183V168H187L188 169ZM192 166H190V168H191ZM263 167H264V165H263ZM181 168H182V166H181ZM182 168V169H183ZM192 168H194V166L192 167ZM186 169V170H187ZM5 170V169H4ZM25 170V171H24ZM183 170H185V169H183ZM184 171V172H186L185 174L187 175H185L186 177H187V179H193V177H190L189 178V175H192L191 174V172H194V171H189L188 172V170L187 171ZM189 170H191V169H189ZM193 170V169H192ZM209 170H211V171H209ZM78 172H76V173H78ZM85 172V171H84ZM9 173V175H6V174H8ZM76 173H74V176H75V174ZM234 173H235V175H234ZM241 173V174H240ZM82 174V175H81ZM212 174V175H211ZM231 174V175H230ZM240 174V175H239ZM243 174V175H242ZM42 175H43V178H42ZM81 175V176H80ZM130 175V176H129ZM132 175H136V174H133V173H130V174H128L127 176H126V180L127 179H132V178H134ZM215 175V176H214ZM234 175V176H233ZM237 175H239V176H237ZM7 176V177H6ZM200 176V177H201ZM194 177H198V175H196V176H194ZM239 177V178H238ZM7 178V179H6ZM41 178H42V180L45 178V179H49L50 177L48 176V174H45V173H42L41 174ZM87 178V179H86ZM242 178H244L243 180H242ZM11 179V180H10ZM16 179V180H15ZM223 179V180H222ZM15 182H14V181ZM46 180V181H47ZM53 180L54 181H57V182H61V180H60V178L59 177H54L53 178ZM45 181V180H44ZM86 181V182H85ZM106 181V182H105ZM192 181V180H191ZM31 182V183H30ZM10 183V184H9ZM12 183H14V184H12ZM15 183L16 184H18L19 185V183L21 184V186L20 187H22L21 189H20V187L18 186V185H16L15 186ZM33 184V185H32ZM96 184V185H95ZM202 184V185H201ZM4 185V187H1V186H3ZM11 185H12V187H11ZM8 186H10L9 188H8ZM17 186L19 187V189H18V191L16 190V188H17ZM43 186V187H42ZM14 187V188H13ZM95 187V188H94ZM100 187V188H99ZM108 187L110 188V189H108ZM163 187V186H162ZM165 187V186H164ZM205 187V188H204ZM11 188V189H10ZM104 188V191H101V189H103ZM105 188H107V189H105ZM202 190H200V189ZM2 189V190H1ZM12 190L11 192L12 193H10V190ZM15 189V192L13 191ZM26 189V190H25ZM73 189V190H74ZM92 189H93V191H92ZM159 190H162V191H165L166 189H167V187L166 188H162L161 189V186L158 188ZM206 189V190H205ZM258 189L260 190V189H262V192L260 191V196L258 195L256 198V201H258V202H260V204H263V205H260L259 203L257 204L255 201L253 202V199H251V198H249L250 196L251 197H253L254 195H252V194H255V193H259V191H258ZM19 190L22 192L23 190H24V192L26 193H21V192H19ZM94 190H96V191H94ZM168 190V189H167ZM166 190V191H167ZM7 191V192H6ZM9 191V192H8ZM17 191V192H16ZM111 191V192H110ZM165 191V192H166ZM81 192V191H80ZM101 192H104V194H106V195H109L108 197H109V200H107L108 199V197H107V199H106V197H105V195H103ZM106 192V193H105ZM15 195H14V194ZM20 195H19V194ZM88 193V194H87ZM91 193V194H90ZM110 193H111V195H112V197H111V195H110ZM23 194H25V197H24V195ZM91 196H90V195ZM197 194V195H196ZM3 195H5V196H3ZM35 195L37 196V197H35ZM79 195V196H78ZM88 195H89V197H88ZM122 195V196H121ZM3 196V197H2ZM14 198H13V197ZM17 196V197H16ZM21 196H23V197H21ZM44 196V197H43ZM73 196H74V198H73ZM93 196V197H92ZM33 197V198H32ZM42 197V198H41ZM49 197V198H48ZM102 197H105V199H103ZM1 198H2V200H1ZM7 198H9L10 200L9 201H12V202H9V203H7V201H8V199ZM19 198H21V199H19ZM28 200H26V199ZM40 198L41 199H44V200H46L48 203H49V207L50 208H47V207H43L42 206V208H44V209H42L41 208V206L39 205V208L40 209H38L36 206H38V201L40 202L41 200H40ZM48 198V199H47ZM92 198H93V200H92ZM97 200H96V199ZM125 198H126V200H125ZM174 198V199H173ZM198 200H197V199ZM17 199V200H16ZM20 200V202H22V203H20L19 202V200ZM29 199L30 200H32V201H34L35 203H33L32 201L31 202H29ZM92 200V204L94 205V206H96V207H94L92 204H91V200ZM94 199H95V201H94ZM103 199V200H102ZM131 199V202H129V200ZM133 199V200H132ZM135 199H137L138 200V202H137V200H135ZM16 200V201H15ZM37 202H36V201ZM52 201V202H50V201ZM53 200H54V202H53ZM71 200V201H70ZM75 200V201H74ZM79 200V201H78ZM119 200H121L120 202H119ZM255 200V199H254ZM24 201H25V203H24ZM97 201H100V203H99V205H95L94 203H96ZM128 201L129 203H126V202ZM175 201H176V203L179 205V206H176L177 204H175ZM2 202H4V203H2ZM19 202V203H18ZM26 202H28V203H26ZM56 202H57V204H58V208H57V204H56ZM101 202L103 203V204H101ZM114 202V201H113ZM123 202H124V204H123ZM2 203V204H1ZM5 203H7V204H5ZM17 203V204H16ZM31 203H33L32 204V208H31ZM79 205H78V204ZM137 203L139 204V205H137ZM163 203V204H162ZM174 203V204H173ZM180 203H182V204H180ZM185 203V204H184ZM188 203V204H187ZM19 204V205H18ZM24 204V206L25 205H27V206H22ZM39 204H41V202L39 203ZM86 204V205H85ZM89 204V205H88ZM91 204V205H90ZM129 204H131V205H129ZM161 206H160V205ZM186 204H187V206H186ZM35 207H34V206ZM42 205V204H41ZM77 205V207H75ZM103 205V206H102ZM123 205V206H122ZM162 205H164V206H162ZM175 205V207L173 208V206ZM181 205V206H180ZM185 205V206H184ZM213 205H218V207H220V209L219 208H217V210L216 211H214L215 209L213 208ZM222 205V206H221ZM15 206L17 207V206H19L20 207V210H19V208H15ZM81 206V205H80ZM86 206V207H85ZM87 206H92L93 208H90L91 210H93V211H91V210H89L88 209V207ZM97 206H98V208L99 209H96L97 208ZM102 206V207H101ZM261 206H263V207H261ZM15 209H14V208ZM21 207H24V209L23 208H21ZM33 207H34V209H33ZM164 207L166 208V210H164ZM178 207V208H177ZM258 207H259V209H258ZM26 208V209H25ZM54 208H55V210H59V211H55L54 210ZM88 209L89 210V212L88 211H85V209ZM163 208V209H162ZM173 208V209H172ZM16 209H18V210H16ZM34 211H33V210ZM37 209V210H36ZM42 209V210H41ZM53 209V210H52ZM60 209H62L63 211H64V214H66L67 213V216H65L63 213H61V215H64L65 216V218L63 217V219H62V217H61V215H60V213H57V212H60L61 210ZM118 209L116 208V210L114 211V213H115V215L117 216V215H119V212H117L118 214H116V211H118ZM130 209H131V207H130ZM218 209L221 211V212H219L218 211ZM41 210V211H40ZM45 211V214H44V211ZM49 210H52V211H55V212H53L55 215H53L55 218H51L52 217V214H50V213H52L51 211H49ZM172 212H171V211ZM16 213H15V212ZM39 211H40V213L42 212L43 214H39ZM63 211H61V212H63ZM91 211V212H90ZM122 211V212H121ZM165 211H167V212H165ZM217 211L219 212V213H221V214H218L217 213ZM223 211V212H222ZM8 212H10V216L8 215ZM17 212H19V214L17 213ZM24 212H26V214L28 213V215L26 216V214L24 213ZM35 212H38V213H35ZM66 212V213H65ZM72 212H74V214H72ZM85 212H87V213H89L88 215H93L94 217H97V220L99 221V223L101 222L102 223V219L104 220L103 222L104 223H102V225H101V223L99 224L98 223V221H96V219L94 218V217H92L91 218V216L90 217H88L87 216V218H83V217H86V213ZM94 212V214L96 213V215H98V216H96V215H94V214H92ZM126 212V213H125ZM216 212V213H215ZM5 213H6V215H5ZM13 213V214H12ZM33 215H32V214ZM75 213H77V214H75ZM80 213V214H79ZM82 213H85L84 214V216L82 215ZM113 213V214H114ZM166 213H168V214H166ZM174 213V214H173ZM18 214V215H17ZM21 214V215H20ZM58 214V215H57ZM79 214V215H78ZM105 214V215H104ZM164 214H165V218H167V216H168V218L166 219V220H164L165 218L164 217H162V216H164ZM170 214H172V215H170ZM217 215L216 216V218H215V216L214 215ZM2 215V216H1ZM25 215L26 217H23V216ZM29 215H31V216H29ZM37 215H38V217H37ZM40 215H41V217H40ZM42 215H44L45 217H46V215L49 217L50 215V218H45L44 216H42ZM73 215H78L76 218H78V220H79V222H80V224H82V223H87L88 222V220L89 221H91V220H93V225L96 227V225H98L97 227H96V230L94 229L95 227H92L90 224L91 223H89L88 222V225L90 226V228L88 227V226H86V225H84V224H82V225H84L83 227L85 228H87L88 230V232L87 231H85L86 229H84L83 227H81L82 225H80V224H78L79 222H78V220L73 216ZM170 215V216H169ZM7 216H9V217H7ZM12 216V217H11ZM81 216H83V217H81ZM5 217H7L8 219H9V221H8V219L5 221L4 219H5ZM28 217V218H27ZM31 217V218H30ZM59 217L61 218V219H59ZM67 217V218H66ZM2 218H4V219H2ZM27 218V219H26ZM34 218V219H33ZM36 218V219H35ZM71 218V219H70ZM89 218V219H88ZM90 218H91V220H90ZM155 218V217H154ZM160 220H159V219ZM214 220H213V219ZM52 219V220H51ZM53 219H55L56 221L54 222L53 221ZM67 219H69V220H73L74 221V224L76 225H71V224H73V222L71 221V222H69V220H67ZM74 219H76L77 220V222L78 223H75V221L76 220H74ZM84 219V220H83ZM88 219V220H87ZM95 219V220H94ZM188 220V221H186L185 222V220ZM32 220H34L33 221V223H32ZM36 220V221H35ZM62 220V221H61ZM65 220V221H64ZM101 220V221H100ZM157 220H159L160 221V223L162 224V226L161 225H159L160 223H159V221H157ZM260 220H261V222H260ZM8 221V222H7ZM24 221V222H23ZM61 221V223L59 224V222ZM68 221V222H67ZM87 221V222H86ZM95 221V222H94ZM167 221V222H166ZM185 222L184 224H182V222ZM259 221V222H258ZM9 224H7V223ZM11 222V223H10ZM13 222L15 223V224H13ZM21 222V223H20ZM34 222H37V224L35 223V226H37V227H35V226H33L32 224H34ZM38 222H39V224H38ZM42 222V223H41ZM44 222H46L45 223V226H44ZM47 222H48V224H47ZM52 222L54 223V225H52ZM65 222H67L66 224H65ZM82 222V223H81ZM92 222V221H91ZM6 223V224H5ZM18 223V224H17ZM32 223V224H31ZM71 223V224H70ZM24 224V225H23ZM31 224V225H30ZM56 224V225H55ZM58 224V225H57ZM62 224V225H61ZM68 224H69V226H71V227H68ZM104 224H106L105 226H104ZM154 224H156V225H154ZM181 224H182V226H181ZM13 225L15 226V227H13ZM25 225H27L26 227H28L29 226V228H26L25 227V229L24 228H22V227H24ZM40 225H43L44 227H46V230H44V228L42 229L41 227H43V226H41V227H39ZM54 226L53 227V229L51 228L52 226ZM65 225H67V226H65ZM6 226H8V227H6ZM22 226V227H21ZM64 227V231L62 230L63 229V227ZM100 226V227H99ZM107 226V227H106ZM159 226V227H158ZM258 226V227H257ZM34 227V229H32ZM47 227H48V231H47ZM58 227V229H56ZM66 227L67 228H71V231L69 230V229H67L69 232H68V234L66 235V233H67V231L65 230L66 229ZM74 227H75V230H74ZM103 227H105V228H103ZM109 227V228H108ZM157 227V228H156ZM23 229V231H19V230H22ZM39 228V229H38ZM51 230H53L54 231V233H53V235H52V232H50V229ZM59 228L64 232V233H62L60 230H59ZM83 228V229H82ZM102 228V229H101ZM107 228V229H106ZM110 228H111V231H110ZM30 229V230H29ZM38 229V230H37ZM56 229V230H55ZM100 231H99V230ZM125 229L127 230V231H130L131 229H130V227L129 226H125ZM14 230V231H13ZM28 230V231H27ZM40 230H43V232H45V234L42 232V233H39V231ZM72 230H74L73 232H72ZM93 230V231H92ZM94 230H95V232L96 233H94V234H91V232L93 233L94 232ZM107 230H108V233L110 234V233H112V234H110V236H108L106 233H107ZM152 230H153V232H152ZM161 231V232H159V233H157L156 231ZM185 230V231H184ZM259 230V231H258ZM12 231V232H11ZM33 231V232H32ZM35 231V232H34ZM36 231H38V232H36ZM56 231H57V234H56ZM83 231V232H82ZM132 231V230H131ZM258 231V232H257ZM10 232V233H9ZM49 232V233H48ZM77 232V233H76ZM87 232V233H86ZM89 232H90V234H89ZM99 232V233H98ZM185 232H187V233H185ZM9 235H8V234ZM29 233V234H28ZM30 233H32V234H30ZM39 234V235H37V234ZM63 235H62V234ZM75 233V234H74ZM84 233H85V235H84ZM183 233H185V234H183ZM256 233V234H255ZM11 234V235H10ZM13 234V235H12ZM43 234H44V236H43ZM49 234V235H48ZM50 234H51V236H50ZM58 234H61L62 235V237H60L59 238V236H61V235H58ZM74 234V235H73ZM87 234V235H86ZM96 234H98L97 236H96ZM156 236H155V235ZM255 234V235H254ZM262 234V235H261ZM8 235V236H7ZM24 235H25V237H26V239H25V237H24ZM30 235V236H29ZM35 235H37V237L35 236ZM41 235V236H40ZM46 235V236H45ZM89 235H90V238H89ZM91 235H92V237H91ZM95 235V236H94ZM116 235V234H115ZM174 235H177V237L175 238V240H178V241H174ZM257 235V236H256ZM47 236H50V237H47ZM54 236H57L58 238H59V240H55V238H54ZM158 236H159V238H158ZM171 236V237H170ZM3 237V238H2ZM11 237H13V239L11 238ZM28 237V238H27ZM39 237H41V238H39ZM43 237V238H42ZM49 239H52V240H50L49 239V242L47 241V238ZM52 237V238H51ZM56 237V238H57ZM70 239H69V238ZM86 237V238H85ZM88 237V238H87ZM99 237H100V239H99ZM107 237V238H106ZM109 237H111V238H109ZM153 237H154V240H153ZM36 238H39L40 240L41 239H46L45 241H43V240H41V241H39L38 239H36ZM57 238V239H58ZM97 238V239H96ZM156 238V239H155ZM168 238H170V239H168ZM171 238H173V239H171ZM263 238V239H262ZM4 239V240H3ZM8 239H9V241H8ZM18 239V240H17ZM65 239V240H64ZM165 239V240H164ZM170 241V240H172L173 242H176V243H174L173 244V242L171 241V243L168 241V240ZM254 239V240H253ZM12 240H13V242H12ZM14 240H15V242H16V240H17V242L15 243L14 242ZM26 240V241H25ZM38 240V241H37ZM90 240V241H89ZM92 240V241H91ZM94 240L95 241H97V242H95L94 243ZM149 240V241H148ZM152 240V241H151ZM14 243V245L11 243ZM20 241H21V243H20ZM31 242L32 241V243L33 244H31V243H29V242ZM43 241V242H42ZM157 241H158V243H157ZM48 242V244L45 246L44 244L45 243H47ZM51 242H53L52 244H51ZM102 242V241H101ZM111 242V241H110ZM161 242V243H160ZM215 242H216V244H215ZM2 243V244H1ZM25 243H27V245L25 246ZM44 243V244H43ZM104 243V242H103ZM106 243V242H105ZM151 245H150V244ZM156 243L158 244L157 246H156ZM13 246H12V245ZM19 246H18V245ZM50 244V245H49ZM95 244V245H94ZM130 244H132V245H130ZM172 244V245H171ZM219 246H218V245ZM7 245H11V246H7ZM29 245V246H28ZM31 245V246H30ZM37 245H39L40 247H39V249H40V251H39V249H37L38 247H36ZM42 245V246H41ZM126 245H127V247H126ZM147 245H149V247L147 246ZM171 245V246H170ZM174 245V246H173ZM176 245V246H175ZM16 246V247H15ZM51 246V247H50ZM131 246V247H130ZM137 246V247H136ZM151 246V247H150ZM152 246H153V248H152ZM159 246V247H158ZM173 246V247H172ZM195 246V247H194ZM201 246V247H200ZM41 247H42V249H41ZM43 247H45L44 248V250H43ZM124 249H123V248ZM140 247V248H139ZM143 247V248H142ZM147 247H148V250H147ZM161 247V248H160ZM171 247H172V249H171ZM188 247V248H190V249H186V248ZM192 247V248H191ZM198 247V248H197ZM210 247L211 248H213V249H210ZM255 247V246H254ZM12 250H11V249ZM51 248V249H50ZM88 248H89V244H88ZM115 248V249H114ZM121 248V249H120ZM146 248V249H145ZM149 248H150V251H149ZM208 250H207V249ZM215 248L217 249L216 251H215ZM28 249H30L29 250V252L27 251ZM35 249H37L39 252H40V254H39V252L37 251V250H35ZM48 249H50V250H48ZM83 250H84V247L82 248ZM108 249V250H107ZM111 249V250H110ZM132 249V250H131ZM162 249V250H161ZM166 249V250H165ZM176 249H178V251L179 252H177V250ZM210 249V250H209ZM253 249V250H252ZM9 250H10V252H9ZM20 250H22V251H20ZM77 250H79V251H77ZM124 250V251H123ZM139 250V251H138ZM155 250L156 251V253H155V255L157 254V256H160V257H157L158 259H156L155 260V255H154V253H153V251ZM164 250V251H163ZM171 250L172 251H176L177 253H175V254H178V255H180V256H178V255H175L173 258H172V256L170 257V255H171ZM191 251V255L189 256V252ZM198 250V251H197ZM34 251H36V252H34ZM48 251L50 252V254L48 253ZM109 251H111V252H109ZM114 251V252H113ZM117 251V252H116ZM120 253H119V252ZM123 251V252H122ZM141 251V252H140ZM154 251V252H155ZM163 251V252H162ZM165 251H166V253H165ZM197 251V252H196ZM202 251L205 253V256H204V253H203V255H202ZM19 252V253H18ZM24 252L25 253H29V254H31V252L32 253H34L35 255H37V253H38V255L37 256H35L34 254H33V256H32V258H31V255H29V254H25L24 255ZM44 252V253H43ZM46 252V253H45ZM78 252V253H77ZM138 252H140V255H139V253ZM149 252V254L151 253V255H153L152 256V259H151V257H150V260L149 261H146V259L148 260L149 259V257H148V255L146 254V253H148ZM158 252V253H157ZM195 252V253H194ZM208 252V253H207ZM42 253V254H41ZM118 253V255L120 254V257H118V255H116ZM160 253V254H159ZM199 253V254H198ZM211 253V254H210ZM4 254V255H3ZM7 254L9 255V254H12L11 256L9 255L8 257H7ZM15 256H14V255ZM16 254H17V256L19 255L20 256V258L21 257H23L22 258V262H21V260L19 261L18 260V258H19V256L17 257L16 256ZM23 254V255H22ZM130 254V255H129ZM144 254V255H143ZM193 254H196V256L195 255H193ZM210 254V255H209ZM138 255V256H137ZM146 255H147V258H146ZM165 255H167V256H165ZM192 255H193V257H192ZM200 255H201V258H199L200 257ZM212 255V256H211ZM2 256H3V259H2ZM43 256V257H42ZM75 256V257H74ZM87 256H89V257H87ZM113 256V257H112ZM131 256H132V258H131ZM163 256V257H162ZM169 256V257H168ZM199 256V257H198ZM14 257V258H13ZM17 257V258H16ZM31 259H30V258ZM33 257H36V258H38V259H36V260H34L33 259ZM73 257V258H72ZM117 259L116 261H115V258ZM136 257H140L139 259L138 258H136ZM177 257V258H176ZM192 257V258H191ZM203 257H205V258H203ZM207 257V258H206ZM16 258V259H15ZM62 258V259H61ZM64 258V259H63ZM112 258V259H111ZM120 258V260L118 261V259ZM133 258H134V260H133ZM145 258V259H144ZM160 258V259H159ZM192 260H190V259ZM196 258H197V260H196ZM23 259H24V261H23ZM30 259V260H29ZM57 259H59V260H57ZM69 259V260H68ZM71 259V260H70ZM74 259V260H73ZM94 259V260H93ZM100 259V260H99ZM102 259V260H101ZM106 259V260H105ZM140 259H141V262H140ZM163 259H165V260H163ZM178 259V260H177ZM207 259V260H206ZM2 260V261H1ZM13 260V261H12ZM16 260V261H15ZM19 262H18V261ZM29 260V261H28ZM40 260V261H39ZM62 260V261H61ZM72 260H73V262H72ZM126 260V259H125ZM135 260H137V261H135ZM161 262H160V261ZM167 260H169V261H167ZM171 260V261H170ZM173 260V261H172ZM195 260V261H194ZM15 261V262H14ZM39 261V262H38ZM103 261V262H102ZM122 261V262H121ZM140 263H139V262ZM157 261V262H156ZM176 261H178V262H176ZM28 262V263H27ZM31 262V263H30ZM87 262H89V261H87ZM143 262V263H142ZM146 262V263H145ZM148 262V263H147ZM163 262V263H162ZM190 262V263H189ZM193 262V263H192ZM196 262V263H195ZM97 263V264H98ZM100 263V264H101ZM212 263V264H213Z\"/></svg>",
  "mask_w": 264,
  "mask_h": 264
}]
</instances>
